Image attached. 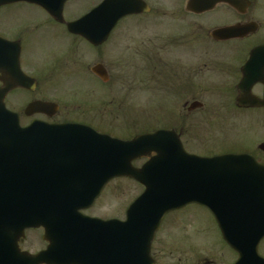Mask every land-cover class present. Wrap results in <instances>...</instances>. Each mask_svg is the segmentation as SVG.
<instances>
[{
  "label": "flooded vegetation",
  "instance_id": "flooded-vegetation-1",
  "mask_svg": "<svg viewBox=\"0 0 264 264\" xmlns=\"http://www.w3.org/2000/svg\"><path fill=\"white\" fill-rule=\"evenodd\" d=\"M104 4L107 14L91 19ZM83 20L80 32L69 30ZM84 35L104 39L92 44ZM62 82L69 91L79 86L75 95L61 99ZM6 85L13 87L3 96L4 107L24 129L33 122L78 124L123 141L166 132L172 143L179 139L188 154L199 158L249 155L264 167V135L257 131L259 124L264 128V0H0V90ZM95 89L101 91L98 98ZM119 116L125 125L112 124ZM115 128L123 134H113ZM229 141L234 145L228 147ZM216 143L206 152L207 144ZM146 149L134 168L156 155ZM89 159L99 157L72 161ZM257 165H220L225 186L232 172L245 179L239 181L243 189L231 193L233 202L237 194L253 190ZM54 170L77 178L62 173V167ZM123 179L141 188L138 195L144 190ZM87 181L79 184L80 193L98 187ZM114 181L77 208H0V264H119L130 208H115L110 199ZM249 195L243 204L224 199L222 206L254 208L252 196L257 195ZM186 209L162 220L150 246L151 264L172 257L156 248L161 232L173 249L192 251L189 234L171 230L188 228L189 216L176 223L166 219ZM220 237V264H234L238 255ZM261 250L264 238L257 246L264 258ZM38 255L44 257L31 260Z\"/></svg>",
  "mask_w": 264,
  "mask_h": 264
},
{
  "label": "water",
  "instance_id": "water-1",
  "mask_svg": "<svg viewBox=\"0 0 264 264\" xmlns=\"http://www.w3.org/2000/svg\"><path fill=\"white\" fill-rule=\"evenodd\" d=\"M102 14H107V4L89 16L96 19ZM86 21L70 24L69 30L80 32V25ZM84 38L95 44L104 36L84 35ZM11 87L6 85L0 90V208L47 205L77 208L84 201L91 203L108 180L125 177L142 185L144 192L127 212V238H122L120 243L123 249L119 264H151L150 246L164 216L192 204L203 206L213 214L224 240L238 255L235 264H264L257 252L258 243L264 238V167L258 166L251 178L255 181L253 190L258 187L257 193L249 187V192L237 194L233 202L231 193L234 188L243 189L239 181L245 182V179L232 172L225 186L219 168L221 164L247 165L248 156L201 159L187 154L179 139L172 143L167 137L171 133L164 132L123 142L72 124L50 126L34 122L27 129H21L17 117L4 109L3 96ZM144 148L147 154L154 151L156 155L141 169H135L131 163L144 155ZM81 150L88 153L81 155ZM91 150L96 153L91 154ZM92 155L99 157L97 162L94 159L86 163L72 161ZM77 166H85V170ZM60 167L64 169L62 173H74L77 178L61 177L54 170ZM87 180L97 182L98 187L93 186V193L91 188L89 194L80 193L79 184ZM226 189L229 195L223 194ZM56 193L60 195L54 196ZM246 195L255 199L254 208H223L224 199L239 205ZM244 204H249L247 199ZM43 257L38 255L31 260L38 262Z\"/></svg>",
  "mask_w": 264,
  "mask_h": 264
},
{
  "label": "rangeland",
  "instance_id": "rangeland-1",
  "mask_svg": "<svg viewBox=\"0 0 264 264\" xmlns=\"http://www.w3.org/2000/svg\"><path fill=\"white\" fill-rule=\"evenodd\" d=\"M83 11V10H82ZM64 42V41H63ZM93 87V86H92ZM69 86L67 83L62 82L59 85V96L63 98H68L71 94L75 95V90L79 88V86H72L73 91H69ZM101 92V91H100ZM97 89H95V96L98 98V93H100ZM65 100V99H64ZM246 118H243L245 122ZM255 119V117H253ZM261 121V120H260ZM256 124H259V122ZM124 117L119 116L118 120L113 121V125L115 126H123L125 125ZM253 124V123H252ZM112 125V126H113ZM262 126L257 127L258 135H264V128ZM113 134H123V132L117 128L112 129ZM230 147L234 145L231 141L228 142ZM208 148H206V152H211V150L218 146L219 144H207ZM248 144H244L243 148L247 149ZM190 152H192L190 150ZM141 188L136 184L124 180L118 179L114 181L112 196L110 199H114L115 208H126L133 199L138 196ZM108 201H104L106 203ZM185 211L177 212L171 217H166L167 221L171 222L181 221L180 219L189 216L190 218L187 221L189 227L177 226L176 229H171L173 234L179 235H187L189 234V244L192 249L188 250L186 248L182 249H173L171 245L168 243L167 239L164 238L165 233L161 232L158 243L156 244V248L163 252V255L171 254L172 257H169L163 260V264H203V261L199 259L205 258L209 261L207 264H220L221 256V247H224V244L221 240L219 228L213 219V217L204 209L203 207L198 205H189ZM181 226V228H180ZM170 230V229H168ZM187 233V234H186ZM261 254L264 253L261 250ZM188 260V261H185Z\"/></svg>",
  "mask_w": 264,
  "mask_h": 264
}]
</instances>
